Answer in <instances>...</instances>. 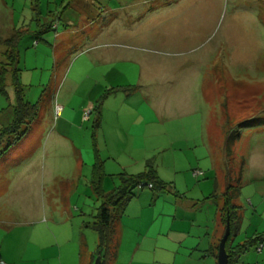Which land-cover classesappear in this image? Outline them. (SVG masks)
Returning <instances> with one entry per match:
<instances>
[{"label":"rangeland","instance_id":"obj_1","mask_svg":"<svg viewBox=\"0 0 264 264\" xmlns=\"http://www.w3.org/2000/svg\"><path fill=\"white\" fill-rule=\"evenodd\" d=\"M65 1L41 0L40 5L36 0H0V61H6L4 42L14 34L12 27L16 30L23 26L28 28L18 46L19 82L25 99L32 104L39 102L38 116L31 130L15 148L9 149L0 163H5V159H20L22 155L35 151V159L40 162H35L39 169H33V180L29 181L33 188H38L46 197L58 198V210L64 208L62 199L64 202L71 200L75 210L80 208V212L74 214V221L94 222L102 204L91 183L96 152L104 165H108L104 166L107 176L103 187L109 192L119 185V180L112 176L111 170L114 169L110 166L114 163L112 160L107 163V157L113 153L120 159L118 151L123 139L124 158L140 157L142 147L149 144L147 130L145 126L136 124L135 128L124 129L123 135V132L115 130L114 125L107 124V120L99 129L94 125L97 114L90 108L85 112V120L91 117L90 121L78 122L80 128L65 133L67 128H63L62 122L58 124L61 114L56 117L55 105L58 102L51 99L56 87L52 50L57 49L68 59L86 54L85 48L88 51L89 47L123 50L124 67L119 69V73H111V82L107 86H122L120 92L124 96L132 98L134 95L133 98H142L146 102L154 93L157 96L156 90L160 87L164 95L170 88L167 82L182 76L186 92L176 90L172 98L187 94L189 106L186 110L190 113L185 116L186 121L162 120V131L167 135L162 136L159 142L166 143L169 149H159L153 155L157 171L173 185L176 183V188L163 193H155L148 187L138 191V197L132 199L128 216L124 219L123 255L119 263L159 264L157 260L163 259L166 264H207L205 258L200 257L202 253L182 248L187 246V240L180 246L178 243L177 248L172 247L164 258L157 257L161 242L169 240L167 237L159 238L158 234L171 227L169 218H160V212L167 214L169 206L173 208L180 195V199L185 196V200L194 198L201 201L213 192L218 194L216 197L222 196L229 185L241 187L239 183L252 173L249 160L260 158L264 151V0ZM63 16H72L76 25H67ZM45 18L50 21L61 19V27L56 31L63 32L59 38H56L55 31L36 34ZM86 59L87 56L78 63L88 65ZM74 61L67 63L68 72L72 71ZM142 64L146 71L149 67L152 71L157 64L167 66L156 85L148 88L137 85L141 82ZM180 65L191 67L185 79L184 74L171 72L169 68ZM5 91V94L0 93V128L10 122L11 112L17 103L15 89L9 80ZM116 93L118 91L112 94ZM141 112L148 120V109H141ZM63 133L79 148L81 155L70 147L63 151L50 149L55 137ZM174 139L181 140L173 144ZM184 139H190L192 144L186 146ZM7 142V139L0 142V150ZM43 158L46 159L45 164ZM132 165L130 172L133 174L145 168L144 164ZM4 170V166H0L1 183L8 180ZM200 170L205 176L196 178L194 172ZM216 178L220 180L217 189ZM15 187L18 189L20 184L14 183L12 191ZM241 202L244 203L242 199ZM13 206L19 210L23 205ZM244 206L249 208L245 203ZM209 207L212 208L210 204H204L207 213ZM185 226L176 224L175 228L183 230ZM86 234L88 243L96 238L90 247L96 254L98 235L92 228H88ZM134 256L137 257L133 260ZM208 264H215L214 258H209Z\"/></svg>","mask_w":264,"mask_h":264},{"label":"crops","instance_id":"obj_2","mask_svg":"<svg viewBox=\"0 0 264 264\" xmlns=\"http://www.w3.org/2000/svg\"><path fill=\"white\" fill-rule=\"evenodd\" d=\"M36 1L40 2L41 0ZM76 7L75 5V8ZM40 13H42V11ZM63 17L66 19L67 25H76L75 19L72 16ZM44 21L45 23L39 24L40 28L35 31L37 35L43 34L44 32L46 33V28L48 31H59L62 24L61 19L53 18V20L50 21L49 18H45ZM50 26L52 27L49 28ZM12 29L13 32L16 30L15 27H12ZM62 34L63 32H56V38H59ZM90 43L87 45H90ZM89 48L90 50L88 51V48H85L87 53L81 55L77 59H74L75 56L68 59L67 55L60 54L57 49L52 50L56 87L55 91L51 94V99L60 103L63 107L61 116L58 119V124L62 122L63 128H67L65 133L77 130L76 128H80V126L77 125L78 122H89L91 119L90 117V119L85 120V112L90 108L95 112L94 109L100 106L99 113L94 123L99 129L103 128L106 124L105 120H107V124L110 126L114 125L115 130L123 132V135L124 129L126 130L130 126H132L131 128H135L136 124L145 126L149 144L142 147V150H140L142 152L140 157L136 158L129 156L128 158H124V139L121 140L120 151H118L120 153V159H118V155H114L113 153H110L109 157H107V163L110 160H112L114 164L116 162V167H114V164L110 166V169H114L111 170L113 177H117L118 174L124 173L134 175L130 172V165H146L148 160H155L153 155L155 152L159 151V149H169L166 143H162L164 144L162 145L161 142H159L162 136L166 137L167 135L166 132L163 133L161 123L163 119L169 118L173 120H185L187 113H190L186 110L189 106L187 94L184 93L182 97L172 98L176 90L178 92L180 89H183L182 92H186V86H184L181 76L178 78H171L167 82L170 88L168 91L166 90L164 92V95H162L160 87L159 90H156L158 92L156 98L154 89H151L154 96L151 99L146 97L148 102L144 101L142 98H139V100L133 98L134 95L132 98L129 95L124 96V93L122 94L120 92L123 89L120 88L122 86H107V84L111 82L109 81L111 73H119V69L124 67L123 50ZM78 54L79 53H77V55ZM86 56L88 65L79 64L78 61ZM72 59L75 60L72 71L70 70L68 72L67 66L69 64L67 65V63ZM166 67L167 66L157 64L154 65L152 71H150V67L149 70L146 71L142 64L140 73L141 82L137 85L140 86V88H148V86L156 85V80L160 81L161 72L164 71ZM169 68L171 72L184 74V79L186 77V72L189 71V68L191 69L188 65L170 66ZM119 88L121 90H119ZM117 91L118 93L112 94ZM106 92L109 93L103 98ZM151 92L149 93L151 94ZM135 93H137V90H135ZM162 104L164 105L163 114L161 110ZM149 106L151 108H149ZM145 108L148 109V120L143 117L141 112V109ZM107 128L109 129V127ZM60 129L61 125L58 130ZM206 131L207 135H209L208 130ZM64 135L66 137L64 133L62 135H57L55 137V142L52 143L53 145H50V149L63 151L70 147L73 152H80L74 142L70 141L69 136L65 138ZM230 135L231 134L228 136ZM180 140L174 139L173 141L175 142H173V144H177L176 141L179 142ZM184 142L186 146L192 144L190 139H184ZM207 143L209 144L208 136ZM16 144L12 147L15 148ZM38 148L39 147L36 149ZM206 148L207 150L209 149V152L211 151L209 146ZM81 154L80 152V155ZM260 155L258 159L255 157L256 159H253V161H251V159L249 160L248 166L252 170V173H250L247 179L242 183H239L240 185L242 184L239 194V198H241H237L235 203L240 207V220L233 234L234 238L232 245L241 244L246 239L252 238L253 236H261V241H259L256 246L243 253L239 257L238 264H264V161H262L264 158V151H262ZM35 156L36 152L32 151L31 153L29 152L22 155L20 159H14L13 161L5 159V163H0L1 167L4 166V175L8 178V180L2 181V183L0 181V264H94L96 254L91 251L90 247L94 245L96 238L90 240V243H88V236H86L88 228L84 227V223H86L85 220L74 221V214L80 212V208L77 207L75 210L71 200H69V202H64L62 199L64 208L58 210L57 206L60 201L58 198L53 199L51 196L46 197L42 191V193L39 192L38 188L35 190L31 183H29L31 179L33 180V169H39L37 163L40 161L35 159ZM42 162L45 164L46 159L43 158ZM255 169L257 170L255 171V175H253ZM157 174L164 182L171 183L172 188H176V183L173 185V182H170L171 180H166L159 171H157ZM204 174L203 172L200 176H205ZM219 181V178H216L215 189L219 186ZM14 183H16V185L20 184V187L18 189L15 187V190L12 191ZM175 191L178 193V190ZM138 194L139 193H137V197ZM180 196L177 202L175 201L173 203V208L169 206V212L167 214L164 212L162 214L160 212V218H169L171 227L168 230H162V232L165 233L161 232L158 234L159 238L167 237L169 240L161 242L160 245L162 246L158 249L159 254L157 257L164 258L167 254H170L172 247L177 248L178 243V246H180L182 241L187 240V246L182 248L188 251L195 249L197 252L202 253L200 257L203 259L205 258L207 264L211 257L214 258L215 264H217L218 252L216 253V251L219 250V243L224 235V225L219 211L223 206V195L216 197L218 194L213 192L201 201L194 198L185 200V196L183 199H180ZM241 199L247 204L249 207L248 209L245 208ZM18 203L21 206L23 205L19 210H17V208L15 209L14 206L12 207V205H17ZM207 203L212 206V208L209 207L208 213L204 209V204ZM154 204H156V200H154ZM7 205L8 207L5 208ZM129 206L130 204L116 225L118 240L117 255L109 264H120L119 261H121L120 258L123 255L124 246V219L128 216L127 212L129 211ZM46 207L49 208V211H47ZM59 212L61 214H59ZM81 213L84 214L83 211ZM176 224H185L186 226L184 228L186 229H176ZM235 242L237 244H235ZM260 244H262L263 247L261 251H258L257 247ZM170 245L171 247H169ZM139 246L141 247L140 243ZM176 251L177 249H175L174 254ZM136 257L134 256L133 260ZM157 263L166 264L163 259L157 260Z\"/></svg>","mask_w":264,"mask_h":264},{"label":"trees","instance_id":"obj_3","mask_svg":"<svg viewBox=\"0 0 264 264\" xmlns=\"http://www.w3.org/2000/svg\"><path fill=\"white\" fill-rule=\"evenodd\" d=\"M64 2H66L64 0ZM50 26L49 28H51ZM45 30H48L47 28ZM29 31L25 26L15 30L14 34L4 42L6 49L4 57L6 61H0V93H6L8 80L15 89L16 106L11 112L12 119L10 122L0 128V142L4 139L9 140L5 148L0 150V159H2L9 151V149L21 141L30 131L33 122L36 120L39 111V102L32 104L25 99L24 89L19 82V42L23 35ZM119 90H121L119 88ZM106 96H103V98ZM102 102V101H101ZM100 106H97L94 111L99 113ZM236 138V135H232ZM95 138V133L93 134ZM106 177L104 162L96 152L95 165L93 169L92 188L98 199L102 201L101 206L95 216L94 222L84 223L85 228H92L98 235L97 253L96 257L100 256V264H109L117 255L118 240L116 234V225L120 218L125 213L128 205L134 197L137 196L138 185L147 187L152 185V191L160 193L168 191L172 188L171 183L164 182L157 174L154 160H148L142 172L134 175L118 174L117 179L119 185L113 190L106 192L104 190V179ZM141 191V190H140ZM241 191L240 186H227L223 195V206L220 208L221 220L224 225V233L226 229L227 220L230 223V235L226 242V250L229 254V264H238L239 257L248 251L250 248L256 246L261 241V236H253L246 239L243 243L232 245L233 234L237 229L236 225L240 220V207L235 203ZM215 196V194H214ZM95 257V258H96Z\"/></svg>","mask_w":264,"mask_h":264},{"label":"water","instance_id":"obj_4","mask_svg":"<svg viewBox=\"0 0 264 264\" xmlns=\"http://www.w3.org/2000/svg\"><path fill=\"white\" fill-rule=\"evenodd\" d=\"M230 235V223L229 220H227L225 233L219 243V250H218V258H217V264H229V254L226 250V242ZM101 258L98 256L95 260L94 264H100Z\"/></svg>","mask_w":264,"mask_h":264},{"label":"built area","instance_id":"obj_5","mask_svg":"<svg viewBox=\"0 0 264 264\" xmlns=\"http://www.w3.org/2000/svg\"><path fill=\"white\" fill-rule=\"evenodd\" d=\"M62 109H63L62 105L56 103V105H55L56 117H59V116H60V114H61V112H62ZM85 118H86V116H85ZM202 174H203L202 171H195V172H194V176H196V177H197V176H200V175H202ZM147 187H148V188H151L152 185L150 184V185H148ZM143 188H144L143 185L140 184V185H138L137 190L140 191V190H142ZM262 247H263V245L260 244V245L257 247V250H258V251H261Z\"/></svg>","mask_w":264,"mask_h":264}]
</instances>
